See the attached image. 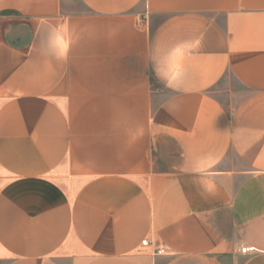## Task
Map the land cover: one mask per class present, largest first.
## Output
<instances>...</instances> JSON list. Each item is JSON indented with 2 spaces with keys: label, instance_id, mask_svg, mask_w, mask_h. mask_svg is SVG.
Segmentation results:
<instances>
[{
  "label": "crops",
  "instance_id": "crops-1",
  "mask_svg": "<svg viewBox=\"0 0 264 264\" xmlns=\"http://www.w3.org/2000/svg\"><path fill=\"white\" fill-rule=\"evenodd\" d=\"M0 264H264V0H0Z\"/></svg>",
  "mask_w": 264,
  "mask_h": 264
},
{
  "label": "built area",
  "instance_id": "built-area-1",
  "mask_svg": "<svg viewBox=\"0 0 264 264\" xmlns=\"http://www.w3.org/2000/svg\"><path fill=\"white\" fill-rule=\"evenodd\" d=\"M147 241H143V244H145ZM251 249L249 247H245L242 249V252H249ZM160 250H157L159 252Z\"/></svg>",
  "mask_w": 264,
  "mask_h": 264
}]
</instances>
